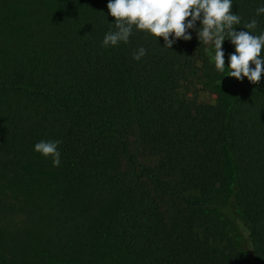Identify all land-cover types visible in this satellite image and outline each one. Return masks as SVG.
I'll return each mask as SVG.
<instances>
[{
  "label": "trees",
  "instance_id": "trees-1",
  "mask_svg": "<svg viewBox=\"0 0 264 264\" xmlns=\"http://www.w3.org/2000/svg\"><path fill=\"white\" fill-rule=\"evenodd\" d=\"M107 3L0 0V264H264V75L200 109L196 33L102 48ZM259 6L233 0L236 31H264Z\"/></svg>",
  "mask_w": 264,
  "mask_h": 264
},
{
  "label": "clouds",
  "instance_id": "clouds-1",
  "mask_svg": "<svg viewBox=\"0 0 264 264\" xmlns=\"http://www.w3.org/2000/svg\"><path fill=\"white\" fill-rule=\"evenodd\" d=\"M233 0H108V15L113 17L115 30L105 33L101 47H114L120 43L127 44L133 29L145 31L156 38H163V47L170 49L178 39H192V32L204 44L214 46L215 70H225L222 44L228 39L234 51L228 56L227 76L240 81L256 84L264 75V31L253 35L257 26L252 19L244 25L247 31H236L241 18L231 12ZM264 14V0L257 7L256 15ZM197 22H199L197 26ZM147 54L141 46L132 53V59L139 61ZM251 64V66H250ZM60 140L41 139L33 145V151L44 158H51L53 167L60 166Z\"/></svg>",
  "mask_w": 264,
  "mask_h": 264
},
{
  "label": "rangeland",
  "instance_id": "rangeland-1",
  "mask_svg": "<svg viewBox=\"0 0 264 264\" xmlns=\"http://www.w3.org/2000/svg\"><path fill=\"white\" fill-rule=\"evenodd\" d=\"M222 49L224 51V62L225 70L219 72L214 68V62L212 61V56L214 55V46L211 44H204L200 42L196 51V69L194 81L190 85V92L186 94L187 97L194 98L196 105L200 109H204L208 104L219 103L223 107L231 101V93L229 88L226 86L227 74H228V50L222 44ZM183 90H179V93L182 95ZM221 159L222 165L221 170L224 174V182L228 181L230 177V164L227 154L225 153L224 148H221ZM146 163H151L153 160L151 158H145L143 160ZM38 174H49L55 175L58 174L55 171H41ZM5 257L1 247H0V260ZM47 264H63L56 262H49Z\"/></svg>",
  "mask_w": 264,
  "mask_h": 264
}]
</instances>
